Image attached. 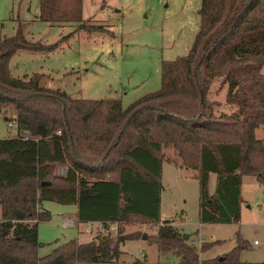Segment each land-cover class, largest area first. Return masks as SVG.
<instances>
[{
  "label": "trees",
  "instance_id": "obj_1",
  "mask_svg": "<svg viewBox=\"0 0 264 264\" xmlns=\"http://www.w3.org/2000/svg\"><path fill=\"white\" fill-rule=\"evenodd\" d=\"M197 14L186 54L161 60L158 89L125 107L118 99L71 98L41 85V73L12 77L8 61L17 50L51 51L56 43L26 40L20 24L0 39V115L28 133L0 138V264H118L119 244L139 238L123 233L131 220L156 223L148 241L181 264L239 262L248 243L237 234L222 257L201 259L209 243L196 249L172 220L160 219L164 148L194 171L200 223L238 220L242 175L264 185V138L254 135L264 129V0H200ZM37 18L82 26L81 0H38ZM214 77L226 86L229 111L215 112L219 101L208 99ZM44 200L75 205L79 225L115 222L116 234L71 238L38 255L37 223L50 218Z\"/></svg>",
  "mask_w": 264,
  "mask_h": 264
},
{
  "label": "rangeland",
  "instance_id": "obj_2",
  "mask_svg": "<svg viewBox=\"0 0 264 264\" xmlns=\"http://www.w3.org/2000/svg\"><path fill=\"white\" fill-rule=\"evenodd\" d=\"M200 0H81V25L77 22L45 23L37 18L38 0H0V39L14 33L18 24L28 41L56 43L51 51L17 50L8 61L12 77L41 73L40 84L63 90L71 98L118 99L122 107L158 89L160 61L186 54L198 28ZM84 27H90L87 30ZM97 28V29H92ZM264 75V65L260 68ZM226 86L211 79L209 100H218L215 112L229 111L224 103ZM0 119V136L14 134ZM256 138H264L259 126ZM160 190V215L170 219L199 258L222 257L236 245V234L248 243L239 251L236 264H264V185L251 175H242L240 211L236 222L200 223L197 218L198 182L194 171L184 167L172 149L164 148ZM215 173L207 183L215 187ZM50 218L37 223L42 245L38 255L47 254L56 244L71 238L88 240L81 226H63L72 217L73 204L44 200ZM162 220V219H161ZM156 223L133 221L122 225L123 233L135 231L139 238L119 244L118 264H181L172 252L160 254L148 237ZM140 235H144L141 238ZM56 241V242H55ZM255 241V242H254Z\"/></svg>",
  "mask_w": 264,
  "mask_h": 264
},
{
  "label": "built area",
  "instance_id": "obj_3",
  "mask_svg": "<svg viewBox=\"0 0 264 264\" xmlns=\"http://www.w3.org/2000/svg\"><path fill=\"white\" fill-rule=\"evenodd\" d=\"M6 125L8 128L14 129V131H15L14 134L18 133L23 138H26L28 136L27 131L21 130V131L17 132L15 122L12 119L9 121H6ZM14 134H11V135H14ZM56 172L59 175H63L65 173V168L58 166L56 168ZM76 224H77V221L75 220V218L65 217L62 220L63 226L75 227ZM80 226H81L82 231L87 233V234H90V232L94 230L93 231V232H95L94 235L96 233H108L109 235H115L116 229H117V223H115V222L103 225L102 223L95 222V221H85L83 223H80ZM90 238H92V237H90Z\"/></svg>",
  "mask_w": 264,
  "mask_h": 264
},
{
  "label": "crops",
  "instance_id": "obj_4",
  "mask_svg": "<svg viewBox=\"0 0 264 264\" xmlns=\"http://www.w3.org/2000/svg\"><path fill=\"white\" fill-rule=\"evenodd\" d=\"M5 115H0V119H3V117H4ZM258 128V127H257ZM262 128V127H261ZM255 130H256V128L254 129V134H255ZM262 130H263V132H264V129L262 128ZM7 136H10V135H7ZM1 137H5V136H0V138ZM165 161H168V159L165 157L164 158V160L162 161V164H161V178H162V175H163V163L165 162ZM211 173L212 172H210L209 174H208V179H207V183H208V181L210 180V178H211ZM242 177V176H241ZM241 184V183H240ZM75 209H76V207H75V205H74V211L72 212V217H69V218H75ZM160 219H165V218H163L161 215H160ZM171 224L173 225V226H175L174 225V223L173 222H171ZM176 227V226H175ZM188 235V234H187ZM76 240L78 241V242H84V241H87V239L86 240H78L77 238H76ZM118 259V258H117Z\"/></svg>",
  "mask_w": 264,
  "mask_h": 264
},
{
  "label": "water",
  "instance_id": "obj_5",
  "mask_svg": "<svg viewBox=\"0 0 264 264\" xmlns=\"http://www.w3.org/2000/svg\"><path fill=\"white\" fill-rule=\"evenodd\" d=\"M3 120H5V116L3 117ZM144 237H145L144 235H141V238H144ZM182 237L184 239H186L187 238V234H182Z\"/></svg>",
  "mask_w": 264,
  "mask_h": 264
}]
</instances>
